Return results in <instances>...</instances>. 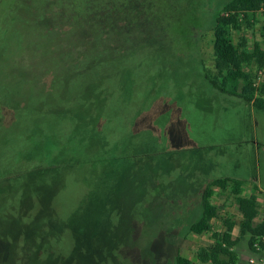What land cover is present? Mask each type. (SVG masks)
<instances>
[{
    "label": "rangeland",
    "instance_id": "1",
    "mask_svg": "<svg viewBox=\"0 0 264 264\" xmlns=\"http://www.w3.org/2000/svg\"><path fill=\"white\" fill-rule=\"evenodd\" d=\"M226 1L0 0V264H207L212 231H190L206 185L264 191V111L203 71ZM255 17L231 35L264 48ZM220 191L222 230L241 213Z\"/></svg>",
    "mask_w": 264,
    "mask_h": 264
},
{
    "label": "trees",
    "instance_id": "2",
    "mask_svg": "<svg viewBox=\"0 0 264 264\" xmlns=\"http://www.w3.org/2000/svg\"><path fill=\"white\" fill-rule=\"evenodd\" d=\"M259 11L264 14V0H227L223 5V12L217 18L214 25V55L215 69L212 72L206 66L203 71L209 83L218 91L230 96L241 98L242 100L252 103L256 108L264 110V48L262 42L255 39L253 45H249L246 36L239 37L237 42L231 35L232 30H241L244 25L247 28L256 21V15ZM264 37V31L262 33ZM97 52V51H96ZM251 65L257 68L256 73L251 69ZM260 71L262 75L260 76ZM101 72H96L94 78L98 79ZM260 76L259 83L256 82ZM90 84V83H89ZM87 84L85 93L97 96V90L101 87L95 82ZM104 94V91L103 93ZM89 103V102H88ZM87 103L80 105L78 109L84 108ZM84 118L80 113L79 117ZM88 120V117H86ZM43 174L39 171L35 175V179L31 184L29 192L36 189L38 176ZM19 180L24 177L18 176ZM48 185H50L48 183ZM243 182L234 177H217L206 185L202 192V213L199 219L194 221L190 226V231L201 234L210 231L213 227V219L219 216V205L213 202V197L217 193L231 190L234 195L235 202L241 213V219L237 222L233 216L224 217L226 229L224 231L213 232L214 242L208 247L203 248L205 255L203 260L213 264H239L240 258L236 247L240 241V237L234 238L232 231L235 225L240 226L241 236L250 234L248 246L255 250L254 244L258 240L262 249H264V218L260 222H256V218L260 215V205L258 196L255 192L246 196L242 194ZM257 189V187H255ZM27 190V189H26ZM27 192V191H25ZM26 195V194H25ZM176 264H193V261L185 257L180 250L176 254Z\"/></svg>",
    "mask_w": 264,
    "mask_h": 264
},
{
    "label": "crops",
    "instance_id": "3",
    "mask_svg": "<svg viewBox=\"0 0 264 264\" xmlns=\"http://www.w3.org/2000/svg\"><path fill=\"white\" fill-rule=\"evenodd\" d=\"M234 97V96H233ZM238 98V97H237ZM239 99H241V98H239ZM230 101H232V99H229ZM249 103V102H248ZM251 105H252V110H261V111H264V110H262V109H258V108H256L252 103H250ZM258 112V111H257ZM256 142V141H255ZM257 144H259L260 143V141L258 142H256ZM226 176H230V177H234V178H236V179H239V180H241L242 182H243V187H242V194L243 195H246V196H249V195H251L253 192H255L256 190H258L259 189V191L261 192L262 191V187H261V185H259V184H257L256 182H253L252 180H248L247 178L246 179H244V178H242L241 176H239V175H237V176H232V175H224V176H221V177H226ZM215 178H217V177H215ZM214 178V179H215ZM247 183H253V190L251 191V193L248 195V194H246L245 193V191H244V187L246 186V184ZM259 186V188H257V189H255V187L257 186V185ZM256 193V192H255ZM257 194V193H256ZM258 196V195H257ZM258 202H259V199H258ZM240 212V211H239ZM259 217V216H258ZM256 218V222H260L261 220H262V217L260 218L261 220H259V218ZM214 223V219H213V221H212V224ZM223 224H224V220H223ZM239 228V235H235V230H236V228ZM226 229V226H225V224H224V228L222 229V230H219V229H214V225H213V227H212V229L210 230V231H212V242L211 243H213L214 242V237H213V232H215V231H224ZM206 232H209V231H206ZM203 233H205V232H203ZM203 233H201V234H203ZM232 234H233V237L234 238H238V237H241V233H240V226L237 224V225H235V227H234V229H233V231H232ZM247 235V234H246ZM246 235H244V237L246 236ZM249 236H250V234H249ZM248 241H249V239H247ZM240 242V241H239ZM238 245H239V243H238ZM237 245V246H238ZM243 247V246H242ZM240 248V249H245V247L244 248ZM236 250H237V248H236ZM238 252V251H237ZM238 254H239V256H241L242 257V259H240V262H239V264H250L249 262H247L246 260H245V256H246V251L245 250H243V251H240V253L238 252ZM186 257V256H185ZM240 257V258H241ZM190 259V258H189ZM190 260H192V259H190ZM207 264H213V263H211V262H207ZM261 264H264V261L261 263Z\"/></svg>",
    "mask_w": 264,
    "mask_h": 264
},
{
    "label": "built area",
    "instance_id": "4",
    "mask_svg": "<svg viewBox=\"0 0 264 264\" xmlns=\"http://www.w3.org/2000/svg\"><path fill=\"white\" fill-rule=\"evenodd\" d=\"M259 73L261 76L263 72L260 71ZM260 76L256 80L257 83H259ZM261 193H263V206H260V214L262 215V218H264V191H261ZM261 239H262V241H264V236ZM254 247H255L256 251H254L250 248L245 250L247 253L245 256V260L247 262H249L250 264H261L264 261V249H262L259 240L257 242H255ZM240 257L241 256H239V258ZM240 259H242V257Z\"/></svg>",
    "mask_w": 264,
    "mask_h": 264
}]
</instances>
